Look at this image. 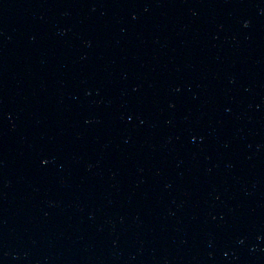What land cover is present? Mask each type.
<instances>
[{"label": "water", "instance_id": "1", "mask_svg": "<svg viewBox=\"0 0 264 264\" xmlns=\"http://www.w3.org/2000/svg\"><path fill=\"white\" fill-rule=\"evenodd\" d=\"M0 264H264V0H0Z\"/></svg>", "mask_w": 264, "mask_h": 264}]
</instances>
